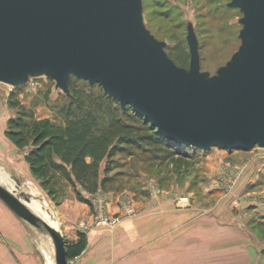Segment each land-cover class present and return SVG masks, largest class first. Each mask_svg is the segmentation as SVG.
<instances>
[{
    "label": "water",
    "instance_id": "water-1",
    "mask_svg": "<svg viewBox=\"0 0 264 264\" xmlns=\"http://www.w3.org/2000/svg\"><path fill=\"white\" fill-rule=\"evenodd\" d=\"M233 6L244 12L242 36L249 41L218 76L205 79L195 45L186 71L149 37L140 0H0V82L48 73L67 92L73 75L98 83L178 143L264 148V0H233ZM0 201L47 232L55 264H69L57 227L2 183Z\"/></svg>",
    "mask_w": 264,
    "mask_h": 264
},
{
    "label": "rangeland",
    "instance_id": "rangeland-1",
    "mask_svg": "<svg viewBox=\"0 0 264 264\" xmlns=\"http://www.w3.org/2000/svg\"><path fill=\"white\" fill-rule=\"evenodd\" d=\"M140 2L142 24L149 37L168 57L169 48L176 44L185 47L189 58L187 65L180 68L186 71L191 46L195 45L200 73L205 79L218 76L249 41L242 36L244 12L233 6V0ZM70 78L79 87L86 88L89 83L73 75H69ZM56 83L57 78L48 73L27 74L21 81L0 82V134L4 137L7 120L19 109L31 110L37 118L61 122L70 93L69 89L62 91ZM11 101L18 102L19 106L11 107ZM10 154L8 148L0 146V183L3 184V178L9 179L30 209L36 201L55 218L59 207L70 211L76 205L77 212L86 211L94 225L100 227L134 223L137 219L143 223L150 216L151 220L160 222L162 216V223L165 219L168 226V240L184 245V251H189L183 262L175 255L169 264H264L263 238L258 236L261 239L257 240L256 236L264 225V201L262 194L254 193L264 186L263 177L252 182L255 173L247 165L252 159L264 160V148L229 151L211 147L197 151L178 167L164 161L159 164L149 153L140 151L132 155L119 154L114 158L116 168L110 174L114 179L106 192L90 197L92 207L79 204L67 186L64 199L55 204L30 172L21 167L24 152L17 150ZM246 188L250 190L249 196L242 193ZM97 216L110 223L96 225ZM22 222L36 237L35 245H39L41 256L38 264H51L41 250L42 243L46 246L47 241H51L47 232ZM55 227L61 231L58 223Z\"/></svg>",
    "mask_w": 264,
    "mask_h": 264
},
{
    "label": "trees",
    "instance_id": "trees-1",
    "mask_svg": "<svg viewBox=\"0 0 264 264\" xmlns=\"http://www.w3.org/2000/svg\"><path fill=\"white\" fill-rule=\"evenodd\" d=\"M168 51L177 66L187 65L185 47L176 44ZM86 84L83 88L68 80L70 95L61 122L19 109L7 120L4 131L11 144L24 152L30 174L55 204L62 202L67 186L78 202L92 207L90 197L98 191L106 192L114 179L110 174L119 154L140 151L149 153L159 164L164 161L178 167L201 151L163 136L149 120L130 105L122 107L98 83ZM10 105L19 106L16 101ZM86 244L83 232L74 241L65 239L68 260L79 256Z\"/></svg>",
    "mask_w": 264,
    "mask_h": 264
},
{
    "label": "crops",
    "instance_id": "crops-1",
    "mask_svg": "<svg viewBox=\"0 0 264 264\" xmlns=\"http://www.w3.org/2000/svg\"><path fill=\"white\" fill-rule=\"evenodd\" d=\"M3 145L8 148L10 155L17 151L1 133L0 146ZM247 165L255 173L253 178L251 173L249 179L252 178L254 180L252 182H256L262 176L261 180L264 184V160L252 159ZM21 167L29 171L24 159ZM3 185L15 190L13 183L7 178H3ZM254 191L257 192L256 194H262L260 196L264 201V186ZM242 193L249 196L250 190L246 188ZM75 203L78 205L77 201ZM74 207L79 208L76 205ZM75 208L67 211L59 207L56 220L50 214L54 223L60 225L61 233L66 240H76L79 232L86 235L87 244L84 251L70 259L69 264H169L173 262L172 256L176 255L180 259L178 261L183 262L185 255L189 254V251H184V245L168 240V226L165 219L162 223V216L160 222H157V219L151 220L150 216L146 217L143 223L137 219L134 223L100 227L94 225L92 217H88L86 211L80 214ZM31 210L37 213L33 208ZM256 236L257 240H260L258 236H261L264 243V225ZM35 238L28 225H25L0 201V264H38L41 256L39 245H35ZM47 242L46 246L42 243L41 250L45 260L54 264V253L50 245L52 243ZM191 254L194 258V251Z\"/></svg>",
    "mask_w": 264,
    "mask_h": 264
},
{
    "label": "bare ground",
    "instance_id": "bare-ground-1",
    "mask_svg": "<svg viewBox=\"0 0 264 264\" xmlns=\"http://www.w3.org/2000/svg\"><path fill=\"white\" fill-rule=\"evenodd\" d=\"M32 207L37 210L38 212H40L44 217H46L48 219V221L50 223H52L53 225H55L54 221L51 219L50 217V213L49 211L47 210V208H45L43 205H41L40 203H37L36 201L32 204ZM52 242V241H51ZM51 245V250L53 251L54 253V249H53V244H50ZM55 264V263H54Z\"/></svg>",
    "mask_w": 264,
    "mask_h": 264
},
{
    "label": "built area",
    "instance_id": "built-area-1",
    "mask_svg": "<svg viewBox=\"0 0 264 264\" xmlns=\"http://www.w3.org/2000/svg\"><path fill=\"white\" fill-rule=\"evenodd\" d=\"M96 194H103L101 191H98ZM95 194V195H96ZM108 220L106 218H103L102 216L95 217V224L96 225H107L110 222H107ZM114 223L116 221H113Z\"/></svg>",
    "mask_w": 264,
    "mask_h": 264
}]
</instances>
